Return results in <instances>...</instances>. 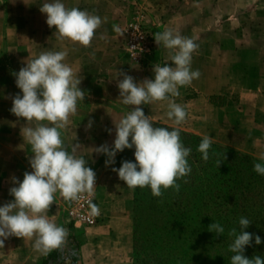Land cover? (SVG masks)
I'll list each match as a JSON object with an SVG mask.
<instances>
[{
    "label": "crops",
    "instance_id": "0c3cea01",
    "mask_svg": "<svg viewBox=\"0 0 264 264\" xmlns=\"http://www.w3.org/2000/svg\"><path fill=\"white\" fill-rule=\"evenodd\" d=\"M10 1L12 0H0V3ZM17 1L18 6L7 7V10L3 11L8 23L5 34L3 30L0 31L7 38L4 48L9 52H18L11 64L17 70L12 68L13 71L5 76V96L0 98V206L13 199L9 195V189L15 186L13 177L22 181L24 172L32 170L29 164V158L33 155L31 146L23 139L21 128L35 127L38 123L27 122L10 111L12 98L20 93L13 74L18 73L21 67L26 66V62L42 52L66 51L65 63L82 79L79 87L85 92V99L78 101L76 113L70 115L69 123L62 130V139L69 151L73 146L79 145L76 156L83 157L87 161L86 166L95 171L96 197L103 211V219L93 226H70L61 208L63 197L57 192L55 202L47 214L58 226L68 229L66 244L44 255L34 250V238L11 236L5 239L4 246L0 247V264H131L134 191L118 178L112 168H119L124 160L134 162V151L125 149L117 153L115 163L109 166L105 165L107 157L94 151L104 143L112 145L115 139V124L131 110V106L123 105L119 100L117 83L123 78L120 72L131 75L137 82H142L145 78L154 79L155 63L171 64L168 59L169 50L164 48L163 44L158 45L156 53L143 65L133 63L123 48L124 36L121 26L127 18L126 14H131L134 9L132 3H156L154 0H62L68 8L78 7L102 19L91 45L85 47L78 42L57 39L55 28L47 25L46 14L39 10L40 6L51 0ZM157 1L168 4L165 6L159 3L156 4L158 7L152 8L157 29L162 32L171 28L185 37L193 38L199 45L192 54L191 68L199 70L200 77L194 79L190 85L180 87L178 97H170V100L182 105L189 113L193 103L201 102V91L204 94L219 92L211 91L219 90V75L209 70L217 61L208 50L212 46L219 50L221 45L212 44L209 37L220 36L221 27L201 26V0ZM114 25L119 27V32L114 31ZM14 34L21 37H14ZM208 52L210 55H207ZM190 94H195V97H189ZM168 103L167 100L153 101L140 107L151 120L177 126L166 115L169 110ZM89 120H92L93 124L86 130ZM178 127L190 132L196 131L182 125ZM108 129H112L111 134ZM260 156H264V152ZM53 253L56 254L51 256Z\"/></svg>",
    "mask_w": 264,
    "mask_h": 264
},
{
    "label": "clouds",
    "instance_id": "9594fccd",
    "mask_svg": "<svg viewBox=\"0 0 264 264\" xmlns=\"http://www.w3.org/2000/svg\"><path fill=\"white\" fill-rule=\"evenodd\" d=\"M46 14V23L55 28L59 40H70L88 47L91 45L96 30L102 19L87 10L78 7L68 8L62 0H51L40 6ZM119 32L118 26H113ZM157 45L163 44L168 51L171 64H154V79L145 78L137 82L134 77L120 72L117 83L119 100L131 110L115 124V139L112 145L104 143L95 148V153L107 157L105 165L115 163L117 153L125 149H135V162L124 160L119 168H112L118 178L132 191L137 187H149L154 197L163 195L162 189L180 190L177 180L188 176L191 167L187 157L191 149L186 148L180 138L179 127L169 130L154 127L151 119L141 105L153 101H169L166 113L174 124L185 122V108L170 100L180 95L179 88L188 86L201 75L199 70H192V54L199 45L193 38L185 37L178 31L166 28L154 34ZM66 51H46L26 62L18 73H14L16 87L20 93L12 98L10 111L27 122H38L35 127L24 126L21 135L31 146L29 158L31 171L23 174V180L13 177L15 186L9 189L13 197L0 206V247L8 237L34 238L33 248L47 255L54 249H60L67 242L68 229L58 226L47 214L55 202L57 192L66 200L72 201L84 192H92L96 184V173L86 166L83 157L76 156L79 145L71 151L62 139V130L69 123L70 115L77 111L78 101L85 99V92L76 72L65 63ZM47 121L48 123H43ZM89 120L86 130L92 127ZM111 134L112 129H108ZM209 136H204L198 146L202 159H209L212 144ZM264 161V156L261 157ZM218 167L221 164L217 162ZM254 171L264 175V163H255ZM187 183V180L184 181ZM93 214H99V207L91 205ZM246 217L239 219V232L232 228L228 235L233 237L228 251L233 253L230 264H264L259 255L249 259L244 255L246 246L253 241V234L245 231L250 225ZM209 231L223 235L224 227L214 222ZM255 244H261L260 236H255Z\"/></svg>",
    "mask_w": 264,
    "mask_h": 264
},
{
    "label": "trees",
    "instance_id": "16d2710c",
    "mask_svg": "<svg viewBox=\"0 0 264 264\" xmlns=\"http://www.w3.org/2000/svg\"><path fill=\"white\" fill-rule=\"evenodd\" d=\"M151 121L154 127L170 131L175 128ZM179 129L183 145L191 149L187 157L191 173L177 180L179 192L172 188L162 189L163 195L154 197L149 187L135 189L131 264H230L233 253L228 247L234 238L228 232L232 228L239 232L241 217L250 220L245 231L253 234V241L246 246L244 255L249 259L256 255L264 258V175L257 174L253 168L255 163L264 161L214 141L209 159L204 161L198 151L203 136ZM146 203H149L151 214L148 233L141 212ZM214 222L224 227L223 235L209 231ZM256 235L261 238L259 245L255 244ZM193 240L188 246L195 252L197 247L193 249L191 244L198 246L201 242V252L187 257V250H183L178 256V245Z\"/></svg>",
    "mask_w": 264,
    "mask_h": 264
},
{
    "label": "rangeland",
    "instance_id": "374dc122",
    "mask_svg": "<svg viewBox=\"0 0 264 264\" xmlns=\"http://www.w3.org/2000/svg\"><path fill=\"white\" fill-rule=\"evenodd\" d=\"M153 2L168 6L164 1ZM156 4L144 1L132 3L134 9L131 14H126L127 18L121 26L122 34L126 23L140 11L144 14L146 25L155 33L161 32L154 23L152 8ZM18 5L17 0L0 3V31L3 30L4 34L8 20L4 18L3 11ZM201 26L221 27L220 36L209 37L212 44L221 45L219 50L215 46L208 50L217 61L209 70L219 75V90L211 91L219 92L204 94L201 91V102L191 105L181 125L195 129L198 132H191L203 137L209 136L214 142L261 158L264 152V0H201ZM5 36L0 33V98L5 96V76L13 69L17 70L11 64L18 52H9L4 48ZM14 37L21 36L14 34ZM209 52L207 55H210ZM165 64L167 62L160 63L161 66ZM189 97H195V94ZM141 212L148 233L151 219L149 203ZM190 242L194 240L178 245V256L183 250H187V257L201 252V242L198 246L191 244L193 249L197 247L195 252L188 246Z\"/></svg>",
    "mask_w": 264,
    "mask_h": 264
},
{
    "label": "built area",
    "instance_id": "2783aa9c",
    "mask_svg": "<svg viewBox=\"0 0 264 264\" xmlns=\"http://www.w3.org/2000/svg\"><path fill=\"white\" fill-rule=\"evenodd\" d=\"M143 12L130 20L123 27V48L128 58L137 65H143L156 53L158 45L155 43V32L146 25ZM97 182L92 192L79 194L78 199L66 201L63 198L62 212L70 226H93L103 219V211L96 197ZM99 207V214H93L91 205Z\"/></svg>",
    "mask_w": 264,
    "mask_h": 264
}]
</instances>
